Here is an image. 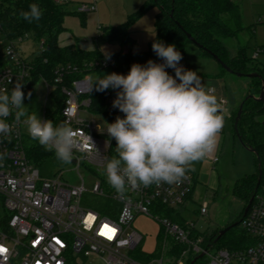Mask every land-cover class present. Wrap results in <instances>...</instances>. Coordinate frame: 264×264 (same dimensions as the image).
Returning a JSON list of instances; mask_svg holds the SVG:
<instances>
[{"label": "built area", "instance_id": "2783aa9c", "mask_svg": "<svg viewBox=\"0 0 264 264\" xmlns=\"http://www.w3.org/2000/svg\"><path fill=\"white\" fill-rule=\"evenodd\" d=\"M54 1L62 6L69 4V0ZM88 11L83 6L77 13ZM28 38L31 37L26 35L8 40L0 23V89L10 92L19 83L24 94L32 95L38 85L44 87L46 99L41 120L45 121L49 120V112L55 107L57 92L61 89L65 96L63 122L77 131L82 143L81 148L74 149L71 162L77 169L86 166L96 181L88 192L83 181L79 187H70L62 183L61 176L43 177L29 159L27 141L31 137L24 118L15 122L14 115L9 116L7 122L12 124V132L8 136L0 135V249H3L0 264H188L200 256L207 258L206 264H264V152L260 160L261 183L241 224L252 243L237 250L216 248L215 243L208 242L197 230L194 222L186 219L197 183V176L191 171L178 184L129 189L124 199L107 183L104 165L116 155L115 140L102 129L98 119L107 127L110 122L105 115L116 119L124 114L112 106L118 91L113 89L102 92L105 115L92 110L89 96L97 76L89 73L114 69L115 59L104 57L85 63L83 68L60 65L49 81L36 74L37 61L47 52L46 44L36 41L40 45L37 55L25 58L19 46ZM156 63L164 61L160 59ZM85 70L89 73L84 74ZM166 71L175 76L173 69L166 68ZM79 73L84 76L63 86L67 78ZM220 105L223 111L225 100ZM218 162V158L213 159L214 164ZM87 193L93 198L89 207H84ZM98 199L113 202L106 208L110 215H100L90 207ZM164 209L170 216L161 213ZM197 213L206 217L207 203L194 211ZM140 217L159 225L154 251L149 252L142 246L144 237L134 226Z\"/></svg>", "mask_w": 264, "mask_h": 264}, {"label": "clouds", "instance_id": "9594fccd", "mask_svg": "<svg viewBox=\"0 0 264 264\" xmlns=\"http://www.w3.org/2000/svg\"><path fill=\"white\" fill-rule=\"evenodd\" d=\"M42 14L35 3L20 12L29 23ZM152 50L164 63H134L127 75L103 74L93 84L99 92L118 90L112 106L124 114L107 124L116 155L104 165L107 183L121 199L129 189L182 182L194 163L214 152L224 125L215 89L206 88L196 71L180 64L183 56L176 46L156 41ZM22 88L16 83L10 92L0 89V135L12 132L9 116L14 115L15 122L24 118L31 139L54 151L59 161L71 163L74 149L82 147L77 131L66 121L54 125L29 113Z\"/></svg>", "mask_w": 264, "mask_h": 264}, {"label": "trees", "instance_id": "16d2710c", "mask_svg": "<svg viewBox=\"0 0 264 264\" xmlns=\"http://www.w3.org/2000/svg\"><path fill=\"white\" fill-rule=\"evenodd\" d=\"M33 3L39 5L43 14L38 21L29 23L20 16V12L27 11L29 5ZM153 7H157L159 10L155 21L156 36L146 52H122L113 56L116 62L114 69L90 73L85 70L83 73L97 77L112 72L127 75L134 63L144 65L150 59L154 62L160 60L152 50V44L160 41L165 44H174L182 56L191 55L213 60L217 57L235 74H259L260 78L252 79L249 94L243 101L242 115L237 130L235 121L240 107L233 115V126L235 135L238 136L241 143L248 149L256 150L260 160H263L264 121L261 119L264 117V102L257 99L263 88L264 69L249 66L245 49L240 48L238 54L233 57L224 44L225 40L236 39L245 30L240 6L233 0H148L124 24L105 29L104 40L109 43L117 42L123 46H135V41L130 33L131 26ZM70 15L71 13L66 11L64 6L58 5L54 0H0V23L8 40H17L28 35L35 41L45 42L47 52L37 61L36 74L49 81L54 78L55 70L60 65L72 64L83 68L85 63L89 64L104 58L99 51L85 52L76 46L61 47L58 44L59 37L66 31L65 19ZM74 15L81 14L75 12ZM188 35L192 40L188 38ZM44 60H47V63H44ZM222 70L226 72L223 68ZM83 73L67 78L63 86L67 87L72 80L82 78ZM200 78L202 80L201 76ZM89 97L92 100V110L105 115L103 93L96 91L93 87ZM64 106L65 96L60 89L57 92L55 107L49 112V120L54 125L63 122L61 113ZM105 116L110 123L115 121V119ZM27 145L29 159L40 170L41 175H44L49 163L57 159L54 152L46 150L33 139H29ZM256 161L258 165L257 157ZM258 172L255 176L246 178L235 190L236 194L245 200L246 207L256 195ZM111 205H113L111 200L98 199L90 207L100 215L108 216L110 214L106 212V208ZM161 213L164 216H170V213L165 209ZM171 217L173 216L171 215ZM243 218L244 213L241 219L235 222L239 225L229 230L220 239L221 230H217L206 240L215 243L216 248L229 250L241 249L248 243H252L251 238L240 228ZM193 261L194 259H191L188 264H192ZM195 264H206V261L198 260Z\"/></svg>", "mask_w": 264, "mask_h": 264}, {"label": "rangeland", "instance_id": "374dc122", "mask_svg": "<svg viewBox=\"0 0 264 264\" xmlns=\"http://www.w3.org/2000/svg\"><path fill=\"white\" fill-rule=\"evenodd\" d=\"M65 5L71 13L65 19L66 31L59 37L61 47L76 46L82 51H99L103 57H113L122 52L144 53L156 36L155 21L159 12L153 7L144 13L130 29L135 46H123L117 42H106L104 30L124 24L128 18L139 11L148 0H70ZM241 8L242 23L245 28L236 39L224 41L231 56H236L240 48L245 49L250 67L264 69V0H233ZM87 6L88 12L74 15L79 7ZM94 7V11L90 10ZM25 58L37 55L40 45L32 38L26 39L20 46ZM180 64L187 70L196 71L202 77L206 88H214L220 103L225 100L221 114L224 125L218 136L217 146L210 155L194 163L191 170L197 177L194 201L189 204L186 219L195 223L197 230L209 238L217 230L225 229L241 219L246 202L235 190L248 177L258 172L256 156L250 152L235 135L233 115L249 94L252 79L238 77L224 72L217 61L195 56H183ZM46 99L44 87L38 85L32 95L25 94L23 104L29 113H36L41 119L42 105ZM264 121V117L261 119ZM102 129H106L103 121L98 119ZM218 158L217 164L213 159ZM43 177L61 176L62 183L70 187H79L84 182L85 189L91 192L95 178L86 166L77 169L75 164L63 163L58 159L49 163ZM97 179V178H96ZM92 195L87 193L83 206L89 207ZM203 203L208 205V215L201 217L199 211ZM135 228L144 237L142 246L149 252L157 247L156 237L159 225L156 222L135 223ZM242 229V227L240 226ZM206 261L207 258L201 259Z\"/></svg>", "mask_w": 264, "mask_h": 264}, {"label": "water", "instance_id": "95a60500", "mask_svg": "<svg viewBox=\"0 0 264 264\" xmlns=\"http://www.w3.org/2000/svg\"><path fill=\"white\" fill-rule=\"evenodd\" d=\"M188 38L190 40H192V38L188 35ZM215 61H217V63H219V65L229 74H234V75H237L238 77H247V78H250V79H254V78H260V75L259 74H248V75H244V74H235L230 68H228L223 62H221L217 57L214 58ZM258 101H261V102H264V82H263V88H262V92H261V95L260 97L257 99ZM243 104H241L240 108H239V112H238V116H237V119L235 121V129L237 130V126H238V122L241 118V115H242V107H243ZM248 149V148H247ZM250 152H252L258 159L259 163H258V168H259V178H258V183H257V187H256V192L260 186V183H261V179H262V170H261V161H260V158H259V155H258V152L256 150H253V149H248ZM253 200H254V197L250 200L249 202V205L246 207L245 209V212H244V217L247 215V213L249 212V209L251 207V204L253 203ZM239 223H233L232 225L226 227L225 229H223L220 234H219V239L224 236L229 230H231L232 228H235L236 226H238ZM203 256H200L199 258L195 259L193 261L192 264H195L199 259H202Z\"/></svg>", "mask_w": 264, "mask_h": 264}, {"label": "crops", "instance_id": "0c3cea01", "mask_svg": "<svg viewBox=\"0 0 264 264\" xmlns=\"http://www.w3.org/2000/svg\"><path fill=\"white\" fill-rule=\"evenodd\" d=\"M69 3H71L70 0H69ZM148 222L150 223V222H152V221L148 220V219L145 218V217H140V218H138L137 221H136V223H140V224L148 223ZM158 235H159V232H158V234H157L156 241L158 240Z\"/></svg>", "mask_w": 264, "mask_h": 264}, {"label": "snow or ice", "instance_id": "6c2138e0", "mask_svg": "<svg viewBox=\"0 0 264 264\" xmlns=\"http://www.w3.org/2000/svg\"><path fill=\"white\" fill-rule=\"evenodd\" d=\"M105 227H107V226H105ZM108 231H113L112 229H109ZM103 234V233H102ZM0 251H3V249H0Z\"/></svg>", "mask_w": 264, "mask_h": 264}, {"label": "flooded vegetation", "instance_id": "af4514ba", "mask_svg": "<svg viewBox=\"0 0 264 264\" xmlns=\"http://www.w3.org/2000/svg\"><path fill=\"white\" fill-rule=\"evenodd\" d=\"M258 170H259V168H258ZM258 173H259V172H258ZM222 230H223V229H222ZM222 230H221V231H222Z\"/></svg>", "mask_w": 264, "mask_h": 264}]
</instances>
